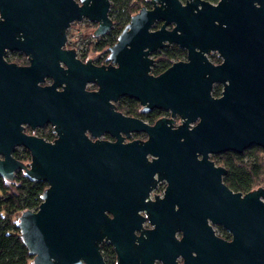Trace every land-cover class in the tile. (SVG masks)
I'll list each match as a JSON object with an SVG mask.
<instances>
[{
	"label": "water",
	"instance_id": "obj_1",
	"mask_svg": "<svg viewBox=\"0 0 264 264\" xmlns=\"http://www.w3.org/2000/svg\"><path fill=\"white\" fill-rule=\"evenodd\" d=\"M169 2L131 16L110 48L116 66L105 69L81 65L61 47L74 21L95 22L94 35H105L113 25L109 0H0V177L11 181L22 170L31 181L47 184L37 208L18 216L32 264H106L102 242L113 246L115 264H179L178 255L181 264H264V186L233 192L223 182L226 168L210 158L228 151L241 154L253 145L264 148V73L259 81H232L217 98L212 87L221 69L190 49L187 61L150 74V51L170 42L188 49V8ZM156 18L176 26L150 31ZM13 47L34 57L29 68L4 60L5 48ZM59 60L68 69L62 70ZM45 74L67 86L61 92L55 83L38 86ZM89 79L98 82L99 95L116 100L127 94L144 111L165 109L182 122L172 129L167 118L148 126L119 116L129 132L148 133L146 141L127 144L120 139L91 142L76 133L47 143L22 133V122H59L73 114L79 93L95 94L83 91ZM16 145L29 151V165L12 156ZM147 154L157 158L148 161ZM156 173L168 186L163 198L145 201ZM178 184L183 193L175 196ZM175 201L178 221L171 214ZM145 218L152 228L142 227ZM207 220L221 223L232 240L215 238ZM176 229L182 232L179 240Z\"/></svg>",
	"mask_w": 264,
	"mask_h": 264
},
{
	"label": "flooded vegetation",
	"instance_id": "obj_2",
	"mask_svg": "<svg viewBox=\"0 0 264 264\" xmlns=\"http://www.w3.org/2000/svg\"><path fill=\"white\" fill-rule=\"evenodd\" d=\"M136 1L139 7L136 12L130 15L124 27L130 22L131 16L138 13L141 9L150 11L155 7L165 8L167 4L170 3L169 0ZM175 1H177L181 7L188 8V49L180 46L176 42H170L165 46L150 51L148 57L153 61L150 66V74L158 75L174 62L187 61L189 51L193 49L196 52L202 53L212 65L219 66L222 71L219 80H217L212 87V95L217 98H222L224 96L225 87L232 81L234 84L240 85L246 82L250 77L255 78L257 81L260 80L264 73V0ZM110 11L111 8L109 7V17ZM164 24L165 20L163 18H156L149 30H159ZM175 26L176 23L172 20L165 24V29L170 31ZM124 27L122 29H124ZM67 30L66 41L61 47V50L72 53L71 57L69 53H67V55L64 56L65 58L69 55L71 59L79 64L93 68L102 67L107 69L109 66H116L111 59L110 49L114 43L108 46H96L97 38L105 36L110 30L102 36H95L93 33L94 42L92 45L79 51L67 44ZM18 39L21 40L22 38ZM164 43L167 42L164 41ZM164 53H170L173 57L168 58V67L164 68L160 73L154 74L153 68L159 64ZM3 57L7 63L13 64L18 68H29L34 59V57L27 53L22 47L5 48ZM59 66L64 71L68 69V66L63 60H59ZM34 73V71L31 72L32 76ZM66 74L68 75L69 73ZM53 83H55V90L57 92L63 91L64 87L67 86L64 80H59V78L55 79L49 74L43 75L41 79L37 81V85L40 87H49L53 85ZM99 88L100 86L96 79L87 80L83 91L85 93L95 94L87 96L79 93L75 103L73 102V114L70 116H61L59 122H55V120H45L41 123L34 124L27 121L22 122V133L27 136L42 139L47 143H54L55 140L59 139L61 134L76 133V135H82L91 142L106 141L115 143L120 139L121 144H127L135 140L146 141L148 139V133L143 129L129 132L119 116L137 118L148 126L154 125L160 118H167L171 119V122H168L167 125L172 129H176L182 122L178 114L172 116L170 111L165 109L152 108L148 111H144L143 105L127 94L119 95L116 100L106 95H99ZM259 88L262 89V86ZM261 89L259 90L261 91ZM130 103L136 107V112L133 115L128 113ZM19 154L23 155V159L17 158ZM219 154L221 153L212 154L210 158ZM12 156L25 165H29L31 161L29 151L22 145L14 146ZM146 157L148 161L157 158V156L152 157L150 154H147ZM214 163L222 166L215 161ZM154 178L156 181L148 191V196L145 201H155V198H163L168 186V182L164 177L158 179V174L156 173ZM183 187L184 186L181 184L176 185L174 195H181L183 193ZM246 192L241 193L244 194ZM179 211L180 204L175 201L171 212L175 221L179 220ZM138 214L144 217L146 216L143 210H139ZM207 224L211 227L215 238L226 242L232 240V233L221 223L211 224L210 221L207 220ZM141 225L145 229L152 228L147 218H145ZM135 233L138 234L139 232L135 231ZM174 236L179 240L182 237L181 230L176 229ZM102 244L112 248L116 262V253L113 246L108 242H102L100 246ZM196 255L197 252L191 249L190 256L195 257ZM175 260L177 263L181 264L183 262V257L178 255ZM155 263L162 264L159 260H156Z\"/></svg>",
	"mask_w": 264,
	"mask_h": 264
},
{
	"label": "trees",
	"instance_id": "obj_3",
	"mask_svg": "<svg viewBox=\"0 0 264 264\" xmlns=\"http://www.w3.org/2000/svg\"><path fill=\"white\" fill-rule=\"evenodd\" d=\"M110 17L113 27L103 37L96 40V46L115 43L118 34L136 12V0H110ZM170 53H164L159 64L153 68L154 74L168 67ZM136 107L129 104L128 113L135 114ZM19 154L18 159H23ZM226 168L224 183L234 191L246 192L258 187L264 180V148L251 146L243 153L223 152L211 157ZM47 187L44 181H31L22 170L15 172L13 180L0 177V264H32V256L23 244L18 229V216L24 210H35L41 201V194ZM100 250L106 264H114L112 248L102 244Z\"/></svg>",
	"mask_w": 264,
	"mask_h": 264
},
{
	"label": "rangeland",
	"instance_id": "obj_4",
	"mask_svg": "<svg viewBox=\"0 0 264 264\" xmlns=\"http://www.w3.org/2000/svg\"><path fill=\"white\" fill-rule=\"evenodd\" d=\"M97 27L95 22L87 20L77 21L70 25L67 30V44L76 50H83L94 42L93 31ZM259 186H264V180Z\"/></svg>",
	"mask_w": 264,
	"mask_h": 264
}]
</instances>
